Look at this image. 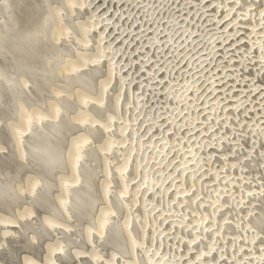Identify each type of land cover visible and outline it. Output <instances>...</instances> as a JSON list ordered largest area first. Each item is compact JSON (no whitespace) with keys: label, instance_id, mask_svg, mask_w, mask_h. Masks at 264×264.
Segmentation results:
<instances>
[{"label":"rangeland","instance_id":"1","mask_svg":"<svg viewBox=\"0 0 264 264\" xmlns=\"http://www.w3.org/2000/svg\"><path fill=\"white\" fill-rule=\"evenodd\" d=\"M86 2L87 8H80V1L74 12L75 17L78 16V18L76 17L77 21L81 22L82 25L84 24L82 30L84 39L86 41L90 39L91 42L89 43L93 44L97 36L100 37L97 33L102 27L103 35L100 38L103 41V47L109 46L110 50L115 49L116 51L114 50L113 54L109 52L110 57L104 55L103 58L106 61L103 62L104 59L99 57V51L95 56V49L90 45H86V48L83 49L84 55L89 57L94 53L93 61L88 64L82 62L79 67L71 71L69 77L63 72V66L59 67L58 77L56 80L53 79L52 83L54 82L56 86L63 87L62 93L57 95L58 103L54 110L60 140L56 146L52 145V149L56 155H64L68 150L66 149L67 141L69 144L73 136H78L77 134L80 132L88 136V140L82 141L78 146V164L87 162L89 171H86L90 178L87 177L86 182L87 186L90 187L89 190L92 192V196L88 198L89 205L87 207L85 203L87 189L82 184V176H86V171L82 170L83 172H80L81 169H79L74 185L68 191L61 193L60 205L54 208V203L57 201L55 199H59L61 196L59 195L60 189L57 181L59 182L61 178L65 179L66 176V178L69 177L68 163H60L50 156L43 157L39 152L33 155L25 167L28 178L32 179L28 189L29 193L25 199L28 212L25 215L24 225L20 222L16 225L17 233L22 231V225L28 233V243H26V249L24 250L26 255L34 260L43 259L44 242L57 238L55 248L47 253V256L51 258L50 260L53 259L51 263L54 262V264L58 261V264L63 262V264H71L75 261V257L72 256L73 259H71V256L64 253V246L72 244L79 251L84 249L86 245L94 251L110 248L115 254V257L111 259L113 263L117 259L122 263L123 256H127L125 251L115 248L118 244L116 243L117 240L110 243L106 239L112 235L113 239H119L120 241L121 234L118 233L120 230L109 235L107 229L109 227L107 226L101 234L102 241H95L93 236L84 238L81 228L85 223L88 226L92 223L91 226L93 227L94 219L97 218L101 209L107 210L110 222L111 220L113 222L120 221L123 217L124 212L115 207L116 197L127 191L133 182L139 180L136 169L125 168L127 156L123 161L120 157L124 152V141L126 142L129 134L120 135V138H117V144L113 146L111 151L106 152V164L104 162L105 172H107L106 181L102 183L103 179L100 177L102 161L100 155L98 156L99 153H96L93 149L98 148L102 139L106 138L107 130L98 127L93 130L87 123L76 125L67 116L69 112V114L73 112V114L75 113L74 116L78 117V109H76L78 96L91 99L90 95L93 94L92 97H96L99 94L101 102L98 106H92L87 99L84 102L87 115L92 117H89L88 120L95 119L92 123L94 121L95 123L101 122L108 114L109 111L107 110H112V106L115 104L122 103V105H125L124 103H126L130 105L128 109L124 110L123 108H114L116 115L113 116V124L115 125L108 127V130L114 129V127H117L116 124H121L124 119L129 117V113L133 117V109H129L133 108L130 102V94L132 93L133 96H139L140 102L136 107L137 111L140 109L137 117L134 120L131 119L132 126L135 125V132L140 133L144 143L153 147L151 157H154V161L162 155L161 162H156L152 173L163 184L155 193L143 188V186L139 188L137 193L147 196H145L147 206L158 208V212L163 210L162 212L166 211L170 214L168 220H165V217L160 218V215L156 216L158 217L156 225H158L159 232L164 229L165 233L167 228V231L173 229L172 232L174 233L175 227L177 229L176 233H178H175L177 237L162 238V241L155 238L154 242H160L163 245L165 243L166 247H162H165V250H168L172 257L176 256L173 259L170 258L173 264L177 257L184 254L183 252L189 254L185 256L186 260L183 264H217L215 261L218 262L219 256H224L222 260L219 259V264H233L230 262L233 259L241 260L240 264H250L249 260L256 261V256L260 257L261 262L259 264H264V204L261 202V200H264V0H191V2L190 0H86ZM196 15H198L197 18L200 19L202 16L203 19L194 20L193 18ZM86 18L92 21L88 20V22ZM168 22H171L169 28L166 25ZM85 24L88 25L85 26ZM202 28L205 29V33L200 38L198 30ZM75 35L78 39L81 36L77 31H75ZM185 36L191 38L190 41L192 42L189 47H186L187 40ZM148 39H153L156 43L154 42L152 47H149ZM101 40L100 42H102ZM198 40L199 44L194 46L195 43H198ZM194 41L196 42L193 43ZM59 44L62 48L61 51L63 47L69 46L67 39L64 43L59 41ZM185 55H190V61L194 57L199 61L195 65L190 61L184 62ZM106 63L117 65L116 73L119 70L117 74L123 78L120 80L126 83L121 85L122 91L114 89L118 82V75L116 73L112 76L105 74ZM115 76L118 77L116 80ZM188 76H191V84L195 86L191 89V92L187 89L181 90L180 93L178 91L177 95L183 97L177 100L164 92L163 87L167 86L169 81L173 85H179L182 83L181 80L186 79ZM103 77L105 78L104 86L102 85L99 91V82L103 80ZM42 79L38 81L39 88L35 87L38 91L35 100L40 106L44 105V102L50 96L49 91L51 92V90L45 89ZM76 86L83 89H80V91L77 89L76 93ZM126 89L128 92L125 91ZM83 90L84 92H82ZM51 93L53 95V92ZM183 98H185V103L190 105L179 108V101ZM214 102L219 105H215ZM171 105L178 106L176 107L177 112L173 108L171 109L174 111L172 114L174 113L175 117L172 116L176 120V125L168 126L169 113L167 109ZM44 118H47V116ZM183 121H187V124H184ZM38 123L42 126L44 124L43 119L39 120ZM55 131L50 132L53 136V138L51 136L52 140L55 138L53 135ZM160 138L163 139L161 147L164 143L169 145L167 150L164 148L166 151L163 149L162 153L157 154L158 146L155 145V142H158ZM190 139L192 141L191 152L190 147L188 148L187 145L183 146L182 149L175 148L176 145L178 147L181 142ZM95 142L99 145L97 146ZM40 147L43 148L41 145ZM177 152L179 154H176ZM188 155L195 157V159H187ZM179 158L183 159L179 161ZM184 159L186 161L190 160V163L193 161L192 165L194 166L188 164L190 167L189 173L186 171L189 167L182 168ZM171 160H174L175 164ZM119 163L127 170L125 178L128 181L122 179L118 184L113 181L110 165L115 169L119 166ZM1 170H3L2 164ZM18 171L15 174H9L13 181L20 178ZM9 177L6 183L0 182V187L7 188L8 190H5L7 192L10 191V185L13 182H10ZM193 177L195 178L193 179ZM83 179L85 180V178ZM97 179L98 181L100 179L101 183ZM104 183L106 187L102 192L101 188ZM101 184L103 186L100 187ZM42 187L44 193L38 194ZM259 191L260 196L263 197L259 196ZM185 192H189L188 195L193 193L198 201L186 199L183 196ZM75 194L79 195L80 198L79 207L72 202V195ZM102 194L109 205L108 209L103 208ZM138 194L135 195L138 196ZM252 194H256V197H252L254 196ZM249 195H251L250 198L247 197ZM32 197L37 201H32ZM10 198H12V193L8 199ZM132 198L133 194L128 199L131 204L127 207V210L130 211L129 221H127L130 223L133 221V217L141 215L139 214L141 213L139 205ZM134 199L138 201L136 196H134ZM101 206L102 208H100ZM43 217L52 218V223L46 225L45 228L41 227ZM210 218L213 221L216 220V223H210L211 227L208 226L205 233L195 232L197 225L200 223L207 224ZM178 219L186 223L185 227L179 226ZM105 220L106 218L102 220V223H106ZM61 225H64L65 229L58 228V226L63 227ZM241 226L245 228L244 232H239ZM221 229L224 230L223 235L230 240L234 241L235 238L244 234L242 240L246 237L251 239L252 243L248 248L246 242H240L241 247L245 245V249L241 248L239 255V253H236L237 251L234 252L233 249L231 250L228 247L230 246L228 239L227 243L224 241L221 244L222 246L220 244L211 245L212 248L216 246L212 250L211 256L194 263L192 257L204 248V240L206 238H218L217 235H220L219 230ZM167 231L166 233L169 232ZM172 232L171 234H173ZM144 233L146 231L140 232V237H142H138L139 241L143 240ZM106 235L109 236L106 237ZM187 237L188 240H185ZM144 240L143 243H147V239L144 238ZM189 242L190 245L187 244ZM150 243L152 244V242L147 244L148 248L145 253L152 247H154V251L156 249L160 253V248L157 249L158 243L152 244V247ZM230 244H233V242L231 241ZM77 246L83 248L80 249ZM206 248L202 252H206ZM132 250L134 249L132 248ZM132 250L130 253L133 254L134 251ZM229 252L233 254H229ZM236 254L237 257H235ZM229 255L230 257H225ZM79 257H82L85 264L92 255L88 257V255L81 252L77 260H80ZM138 258L136 261L143 264L145 260L143 258H141L143 260H138ZM100 259H103V257ZM178 260L181 262L180 258Z\"/></svg>","mask_w":264,"mask_h":264},{"label":"bare ground","instance_id":"2","mask_svg":"<svg viewBox=\"0 0 264 264\" xmlns=\"http://www.w3.org/2000/svg\"><path fill=\"white\" fill-rule=\"evenodd\" d=\"M80 1H81V4H80ZM190 2H191V0H190ZM78 3L80 4V8L85 9V7L87 5L86 0H0V52H1L0 53V162H1L2 167H3V170H1V164H0V182L6 183V180L10 176L9 174H11V173L15 174L16 171H18V170L20 171V167H21V171L20 172L18 171V174L20 173V175H19L20 178H17L13 181V178L9 177L10 182L13 181L10 185V191L9 192L5 191V190H8L7 188L5 189L3 186L0 187V264H54V262L51 263L53 261V259L50 260L51 258L47 256V253L51 249L55 248L57 238H53V239L50 238L51 239L50 241L46 240V242H44L45 245L42 243L45 247V250L43 249L44 256L42 255L43 259H40V260L37 259L38 261L36 259L34 260L31 257L27 256L25 251H24L26 249V243H28V237H29L27 231H25L23 228L24 227L23 225L25 223V217H26L25 215H27V212H28V205L25 202V199L29 193V191H28L29 186L32 183V179L28 178V176L26 174V169H25L26 165L28 164L29 159H31L33 157V155H35L36 153L39 152L40 155H42L43 157H49L50 156L53 160H57L60 163H64V162L68 163L67 166H68V170H69V177L66 178L67 177L66 176L65 179L61 178L59 180V182L57 181L58 187L60 189L59 195H61V196L59 199H55V201L56 200L57 201L54 203V208H57V206L60 205L63 192L68 191L74 185L75 179L78 177L79 169H81L80 172L82 170L83 171H86V170L89 171L87 162L78 164L79 163L78 146L82 141L88 140V136L85 133H81V132L78 133V131H77L78 134L77 133L76 134L78 136H76V137L73 136V139L70 141L69 144L67 141L68 145L66 144V149H68V150L65 153L63 152L64 155H59V154L56 155V153L53 152V149H52L53 148L52 145L56 146L58 141L60 140L59 128H58L57 122L54 118V112H55L54 110H55V107L58 103L57 95L62 93L63 87L56 86V83H54V82L52 83L53 79L56 80L58 77L57 71L59 70V67L63 66V68H64L63 72L68 75L67 77H69V74L71 73V71L73 69L79 67L82 62L88 64L91 61H93L94 57L98 54V51H99V55H100V56L99 55L98 56L101 59H104V60H102L104 62V61H106L105 58H103L104 55L107 56L109 54V52H111V54H113L114 50H115V49L110 50L109 46L103 47V41L101 40V38H102L101 36L103 35L102 31H101L102 27L100 28V30H98L99 32L97 33V35H99L101 38L97 36L98 40L96 38V40L94 41L93 44L89 43V42H91L90 39L88 41H86V39H84V37L82 35V30L84 28V24L83 25L80 24L81 22L79 23V21H77V19H76V17L78 18V16L75 17L76 14L74 15V12L77 8ZM197 16L198 15H196L193 19L194 20L203 19L202 16L200 19H199V17L197 18ZM199 16H200V14H199ZM88 17H89V15H88ZM86 20L87 21L90 20V22L92 21L91 19H87V18H86ZM97 21L99 22L98 19H97ZM83 22H84V20H83ZM117 23L119 24V21ZM195 23H196V21H195ZM112 24H113V22H112ZM87 25L88 24H85V26H87ZM166 25L168 28L171 27V22L170 23L168 22V24H166ZM75 31H77L78 34L81 35L79 37V39L76 37L77 35L74 36ZM204 33H205L204 28L198 30V35H200L199 36L200 38L202 37V35ZM188 35H189V32H188ZM186 36H185V39L187 40V42H186L187 46L186 47H189L190 43L192 42V41H190L191 35H190V37L188 36L189 38H186ZM66 39L68 40L69 46L65 47V48L63 47V50L61 51L62 48L59 44V41L60 42L63 41V43H64ZM93 39H95V38H93ZM100 40L102 42H100ZM151 40H153V39L147 40L149 47H152V45L155 42L154 40L151 42ZM175 41H174V43H175ZM195 42L196 41H194L193 43H195ZM197 42L198 43H195L194 46L196 44L197 45L199 44V40ZM193 43L191 44L192 47H193ZM201 44H202V41H201ZM86 45H90L93 49H95V51H94V53L96 52L95 56L93 55L94 54L93 52H90L93 54L90 55L89 57H86L84 55L85 52H83V49L86 48ZM174 47H175V44H174ZM86 55H87V53H86ZM108 56L110 57V55H108ZM185 56L186 57L184 58V62H187V61L189 62L190 61V59H189L190 55L189 56L185 55ZM107 61H108V59H107ZM198 61H199V59H196L194 57L192 59V61H190V62L193 65H195L196 62H198ZM106 64H107V66H105L106 69L104 70L105 74H107V75L110 74L111 76H112V74H115L117 65L115 63H111V64L106 63ZM118 71H117V73H119ZM52 75H54V76H52ZM117 75L119 78L115 76V80H116V78H118V82L117 83L115 82L116 86L114 83V86L116 87V88L114 87V89L122 91L121 85L125 82L121 81L123 79L120 77L121 75L120 76H119V74H117ZM41 77H44V78L42 79ZM40 79H42L44 81L45 89L46 90L49 89V90H51V92H53V95H52V93L49 91L48 94L50 96L44 102L43 106H40L38 104L37 100H35L36 93H38V91H36L37 89L35 87L39 88V82L38 81ZM104 79H105L104 77H103V80L101 78L102 81L99 82V86H98L99 91L101 89V86L102 85L104 86V82H105ZM181 81H182V83L179 85H177V84L173 85V83L169 81V84H167V86L165 85L166 86V87L164 86L165 88L163 87L164 92L166 94H168L169 96H171L173 99L177 100V99L183 97V96L180 97L179 95H177L178 91L180 93L181 90L187 89V90H189V92H191V89H193V87H195L191 84L192 83L191 76H188L186 79L181 80ZM89 84H91V83H89ZM123 88H124V86H123ZM77 89L80 91V89L82 90L83 88L76 86V88H75L76 93H77ZM79 91H78V93H80ZM125 91H127V89ZM82 92H84V90ZM131 95H132V93L130 94V97H131L130 102L132 104L131 107L133 106V108H129V109H133V112H134L133 117H131L130 113H129V117H127V119H124L121 122V124H116L117 127H114V129H111V130H108V127L115 125V124H113V122H114L113 116L116 115L115 109H118V108L119 109L123 108V110L128 109V107L130 105H127L126 103H124L125 105H122V103H120L119 105L115 104L114 106H112V108H113L112 110H107L109 112H108V114H106V116L103 118V120L101 122L97 121L98 123H95V121H94L92 123L94 118L92 120H88L89 117L90 118H92V117L87 115L84 102L87 99V101L89 100L88 102L91 103V105L94 107L98 106V104L101 102L99 100V94H97V96L95 95L96 97H92V96H94L92 94V95H90L91 99L84 98L82 96H81V98L79 96L77 97L78 98V99H76V103H77L76 106L77 107L76 106L75 107H76V109H78V117H75L74 116L75 113L73 114V112H71L72 114H69L70 112L68 113L67 117L70 118L71 121L75 122L76 125H79L81 123H87L89 125V127L93 130H96L97 127L99 129H102V130H107L106 131L107 136H105L106 138L104 140L102 139V141L100 142V145L95 142L97 144V146L98 145L99 146H98V148L93 149V151L95 150L96 153L97 152L99 153L98 156L100 155V159L102 161V162L99 161V162H101V166H102V171L100 174V177H102V179H103L102 183H103V181L104 182L106 181V173H107V172H105L106 167L104 165V162L106 164V158H105L106 155L105 154L107 151H109V150L111 151L113 146L117 144L116 143V141H118L117 138H120V135L123 136V134H129V135L127 138L125 137L126 142L124 141V147H123L124 152H122L123 154H121V156H120L122 159L121 158L120 159L123 161L124 158L127 156L125 159V163H126L125 168L126 169L127 168L128 169H136L137 173L139 174V177H138L139 180L136 182L132 181L133 183L130 185V187L127 189V191H124L119 197L118 196L116 197L117 202H116L115 207L124 212L123 217L120 219V221L113 222L111 220V222H110L107 210L101 209L98 213V216L96 215L97 216V218H95L96 220L94 219V224H93L94 226L93 227L91 226L92 223L90 222L91 223V224L89 223L90 227L88 225H85V224H87V223H85L84 226L81 228L82 235L84 238L87 236H93L95 241H97V240L102 241L103 237L101 234L103 233L104 229L107 228V226L109 227V228H107L109 231L108 232L109 235H111V233H113L115 231L117 232L118 230H120V231H118V233L120 232V234H121L120 241H119V239H113L112 235L109 238H106L109 241H107L105 239V237H104V239H105V241L110 242V243L115 242V240L118 241V242H116L118 244L115 243L116 244L115 248H120V250L125 251L127 253V256H123V260L121 261L122 263H120V261L118 259L114 263L111 262V259L115 257V254L113 253L114 251H112V249H110V248H108V249L106 248L105 250L102 249V250L94 251L90 247H87V245L85 244L86 248L84 247V249H81L83 247L80 248L79 246H77L81 249V251H79L78 248L75 249L74 245L72 244V245L64 246L65 247L64 253L68 254V256L75 257V261L72 262L71 264H84L83 259H82V257H84V256H82L81 258L79 257L80 260H77L79 253L81 254V252L85 253V255H88V257H89V255L90 256L92 255V257H89V260H87L88 262H86L85 264H140L138 261H136L138 257H139L138 260L141 258H143L145 260V261H143V264H173L170 261L172 254L170 255L168 250H165V247H166L165 243L163 245V243L156 242L159 245V246L157 245V249L160 248V253H158L159 250L155 249V251H154V247H152V244L153 245L156 244L154 242L155 238L158 241L159 240L162 241V238L165 239L167 237H173V238L177 237L176 234H178V233H176L177 229L175 227H174V231H175L174 233L172 232L173 229H172V231L168 230L170 232V234H171V232L173 233L170 235L169 232L166 230L167 228L165 229V233H164V229L160 230V232H159L158 231V225H156V221L158 218L156 216L160 215V218L165 217V220H168V218L170 219V214L166 211L162 212L163 210L158 212L159 211L158 208L155 209L153 206H147L146 205L147 202L145 200L146 195L144 196V195H140L137 193L141 186H143V188H145L147 190L154 191V193H155V191L157 192L160 185L163 184V183H161V181L159 179H157L156 175H153V173H152L153 166H155L156 162H161L162 155H161V157L157 158L156 161H154L153 160L154 157L153 156L151 157L153 147H151L150 145H146L144 143L142 136H140V133L135 132V129H134L135 125L132 126L131 119L133 118V120H134L135 117H137V114H138L140 109H138V111H137L136 107L140 104V102H139V96H133V95L131 96ZM184 99L185 98H183V100H181V101L178 100L179 101V108L184 107L185 105H188L187 103H185ZM176 100H174V101H176ZM187 102H188V100H187ZM215 105H219V104L215 103ZM176 107H178V106L177 105L176 106L171 105L167 109L168 113H169V116L167 118L168 126L169 125H176V120L173 118L174 113L172 114V112L176 111ZM172 108L174 109V111L171 110ZM73 110L77 111L75 109H73ZM119 113H120V110H119ZM121 113H122V111H121ZM43 116L44 117L47 116V118H44ZM41 119H43V121H44V124L42 125L44 128L38 123L39 120H41ZM88 121H89V123H88ZM183 122H184V124H187V121L186 122L183 121ZM118 123H120V122H118ZM177 125H178V123H177ZM136 129H137V127H136ZM51 131H55V133L53 134L55 138L53 140H52V138H53L52 133H50ZM132 133H134V134H132ZM210 134L212 135V133H210ZM211 135H210V137H211ZM51 136H52V138H51ZM114 136H115V138H113ZM130 137H132V139H130ZM68 140H70V139H68ZM44 142H45V145H44ZM162 142H163V139H161V138L158 142H155V145L158 146L157 147V154H159L160 152L162 153L164 148L167 150V147L169 144L167 145L164 143V145L161 147ZM191 142H192L191 139L189 141H186V142L183 141L179 144L178 147H176L177 146L176 145L175 148H177V149L181 148L182 149L183 146L187 145L188 148L190 147V152H191V150H192ZM40 145L43 146L44 149L41 148ZM176 154H179V152H177ZM179 157H180V155H179ZM190 158H191V160L195 159V157H191L188 155L187 159H190ZM2 159H3V161H1ZM182 159L183 158H181L179 161H181ZM173 161L174 160H171V162L173 164H175ZM175 161H176V158H175ZM185 161H186V159H184V162ZM189 161L190 160H187L185 164H184V162H183V164L180 163V164H182L183 169L189 167V165L190 166L192 165L193 161L191 163ZM120 165H121V163H119V166L115 169L112 168L110 165V168L112 169L111 173L113 176V181H115V183H118V184L122 179H125L128 181V179L125 178V176L127 175V170H125L123 168L124 166H120ZM192 166H194V165H192ZM189 169H190V167L188 169H186L187 173H189ZM123 170H125V171H123ZM87 171L85 172L86 176L85 177H84V175L82 176L83 178H85V180L82 178V180L85 182L84 183L82 181V184H83V187L85 189H87V192H85L86 193L85 203H86V206L88 207V205H89L88 198H90L92 196V192L89 190L90 187L87 186V182H86L87 177H89ZM193 175H195V174L193 173ZM56 176H58V175H56ZM194 178L195 177H193V179ZM100 179H99V181L97 179V181L99 183H101ZM178 182H180V181H178ZM180 183H179V185H180ZM103 185L102 184L100 185V187L103 186L101 188L102 192H103L104 188L106 187L105 183ZM42 189H43V187H42ZM42 189L39 190L38 194L44 193L43 192L44 189L43 190ZM175 189H176V186H175ZM257 190H258V188H257ZM257 190H256V192H257ZM253 192H255V191H253ZM11 193H12V198L8 199V197H9V195H11ZM132 194H133L132 200H134V202L137 205H139V207L141 209V213H139V214H141V215H136L135 217H133V219H132L133 221L130 223V222H128L129 221L128 215H129L130 211L127 210V207L131 204V202H129L128 199H130ZM135 194H138V196ZM188 194H190V193L185 192V195H183V196L186 199H188L189 201H198L195 199L197 197H195V195H193V193H191V195H188ZM252 195H254L252 197H256V194H252ZM78 196L79 195H77V194L72 195V197H73L72 202H74L75 206H77V207L80 206V204H79L80 198ZM101 196L100 197L102 198V202L104 203L103 208L105 209V207H106L108 209L109 205L106 202L105 197L103 196V194ZM134 196H136L138 201H136L134 199ZM259 196H260V191H259ZM247 197L250 198L251 195H249ZM31 199L34 202L37 201V199H35L34 197H32ZM100 202H101V200H100ZM261 202L264 204V200H261ZM82 207H83V205H82ZM100 208H102V206ZM177 217H178V215H177ZM105 218H106V220H105L106 223H102V220ZM51 220H52L51 217H43L41 219V227L45 228L46 225H48L49 223L51 224L52 223ZM231 220H232V218L230 219V221ZM177 221L180 222L179 226L185 227L186 223L180 221L179 219ZM18 222L23 224L22 225V231L20 233H17V229H16V225ZM210 223L214 224V223H216V220L213 221V219L210 218L207 224L200 223L199 225H197L196 230L194 229L195 232L205 233L207 231V227L208 226L211 227ZM61 226H63V227L58 226V228L65 229L64 225H61ZM103 226H105V227H103ZM242 227L243 226L240 227L239 232L245 230V228L243 227L244 228L243 229ZM141 231H143V232L146 231V233H144L145 235H143V240L140 239L141 241H139L138 237H140ZM166 231L168 233H166ZM223 231L224 230H222V229L219 230L220 235L219 236L217 235L218 238H216V237L212 238V239L206 238V240H204L205 242L203 245V247H204L203 249H205V247H207L206 248L207 251L202 252L203 249L198 251L197 254L192 257L194 263H198V261L200 259H201L200 261H202L204 259H207L209 256H211L212 250L215 249V247H216V246L215 247L213 246V248H212L211 245H216V244L221 245L224 241L227 243V240L229 238H227L223 235ZM135 232H136V234H135ZM226 233H227V231H226ZM243 235L241 237L237 236L238 238H235L234 241L230 240V239L228 240V243L230 245L228 247H230L231 250L233 249L234 252L237 251L236 253H239V255L241 253V248L245 249V245H244V247H241L240 242H242V241L246 242L245 244L248 245V248L250 246V243H252L251 239H248L246 237L244 240H242V237H244ZM68 236H70V235L68 234ZM108 236L106 235V237H108ZM144 238L147 239V243L144 242L145 244L143 243V241H145ZM223 238H225L226 240H224ZM185 240H188V237L185 238ZM231 241L233 242V244H230ZM149 242H152V244L150 243V246L152 247L153 250L149 248L145 253V250L148 248L147 244ZM195 242H197V241H195ZM187 244L190 245V242ZM253 244L255 245L254 242H253ZM253 244H252V246H254ZM247 245H246V247H247ZM162 246H165V247L163 248ZM72 247H73V249H71ZM188 247H187V249H188ZM132 248L134 250H132ZM230 249H229V251H231ZM131 250L134 251L133 254H132V252L130 253ZM150 250L153 252V254ZM136 251H137V253H136ZM238 251H240V252H238ZM232 252H229V254H233ZM103 253H105V254H103ZM183 253L184 254H182V256L177 257V260L174 259L175 260L174 264H183L184 263V261L186 260L185 256L189 255V254H185L188 252H183ZM242 253H244V252H242ZM134 254H135V256H134ZM245 254H246V252H245ZM246 255L244 256L245 258H246ZM73 257L71 259H73ZM101 257H103V259H100ZM175 257L176 256H173L171 259H173ZM223 257L219 256V258L217 259L218 262L215 261V263L219 264V261L222 260ZM225 257H230V255L225 256ZM235 257H237V254ZM56 258H54V259L56 260ZM178 258L181 259V262L178 260ZM143 259H141V260H143ZM227 259H229V258H227ZM255 259H256V261L255 260L252 261V259H251V260H249L250 262L249 261L248 262L250 264H253V263L259 264V262H261L259 260L260 257L256 256ZM120 260H121V258H120ZM56 261H58V260H56ZM246 261H247V258H246ZM58 262H55V264H58ZM230 262H232L233 264H240L241 260H236V259L234 260L233 259V261L230 260ZM63 263H60V264H63ZM244 264H248V263H244ZM261 264H263V263H261Z\"/></svg>","mask_w":264,"mask_h":264},{"label":"water","instance_id":"3","mask_svg":"<svg viewBox=\"0 0 264 264\" xmlns=\"http://www.w3.org/2000/svg\"><path fill=\"white\" fill-rule=\"evenodd\" d=\"M7 52V51H6ZM1 53V52H0Z\"/></svg>","mask_w":264,"mask_h":264}]
</instances>
